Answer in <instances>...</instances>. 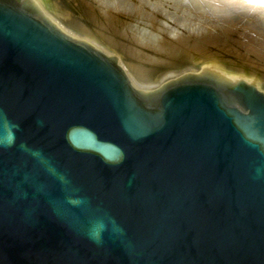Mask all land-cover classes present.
<instances>
[{
  "label": "water",
  "instance_id": "obj_1",
  "mask_svg": "<svg viewBox=\"0 0 264 264\" xmlns=\"http://www.w3.org/2000/svg\"><path fill=\"white\" fill-rule=\"evenodd\" d=\"M0 0V264H264V91L117 56Z\"/></svg>",
  "mask_w": 264,
  "mask_h": 264
},
{
  "label": "bare ground",
  "instance_id": "obj_2",
  "mask_svg": "<svg viewBox=\"0 0 264 264\" xmlns=\"http://www.w3.org/2000/svg\"><path fill=\"white\" fill-rule=\"evenodd\" d=\"M24 1L25 3L37 5L40 9L39 13L54 22L72 38L86 41L66 31L63 24L52 13V8L63 13L64 16H62L65 19L71 17L68 20L70 23L72 22V26L82 35L89 37L90 30L78 24L76 19L72 18L74 15L69 10L62 5L59 7L60 3L57 0L56 2L55 0ZM170 1L174 3L176 10H179V12H182V9L186 12L189 10L193 12L195 14L194 21L189 23L185 16L174 14L166 6L163 5L162 7L152 2V0H138L137 4L130 3L128 0H89V2L88 0H76V2H73V6L80 15H83L89 22L94 23L96 34L115 48L116 53L113 55L117 56L123 71L127 74L131 83L138 88L151 89L152 87H158L168 79L165 76L164 79L155 84V79L159 77H153L154 73L162 71L152 70L151 72L145 69L143 65H139V62H162V64L168 65L166 68L171 69L177 67L175 60L179 54L182 56L184 52L188 53L192 50L195 52L205 51L206 53L202 54L210 57L214 54L209 53L211 48L218 47L226 53H234L231 52L230 47L214 36L212 29L230 35L246 52L253 54L264 62V4L249 3L246 0H226V4L223 3L225 0ZM202 7L205 10L204 15L200 12L203 9ZM230 7H236L238 11L235 13L230 12ZM228 12L230 13L228 14ZM118 14L125 15L130 23L133 22L130 24L131 26L129 27L125 21L118 20ZM196 21L200 24L199 26H197ZM162 25L167 29H164ZM132 27L136 33H131L130 29ZM120 40L123 41L120 43ZM86 42L105 53L112 50L109 49L108 45L103 48L99 46L101 44L96 45L90 41ZM137 45L148 48L150 52L141 51L137 48ZM183 45L184 47H181ZM155 53L158 56H155ZM234 54H237V52ZM215 56H217L215 59H208L200 65L201 68L193 72L211 71L230 80L244 79L264 91V63L254 62V60L240 53L235 57L238 62L227 60L220 57V55ZM163 72H165V69ZM159 75H164V73Z\"/></svg>",
  "mask_w": 264,
  "mask_h": 264
},
{
  "label": "rangeland",
  "instance_id": "obj_3",
  "mask_svg": "<svg viewBox=\"0 0 264 264\" xmlns=\"http://www.w3.org/2000/svg\"><path fill=\"white\" fill-rule=\"evenodd\" d=\"M58 3H60V6L61 5L69 10L74 16L72 18L76 19V21L78 22V24H81L82 26L88 28L90 31H89V37L87 36H84L82 35L81 33H79V31H77L73 26H72V22L70 23V21L68 20L69 18L71 17H67L65 19L64 14L59 12V11H56L55 8H52V13L56 16V18L59 20L60 23L63 24L64 28L66 29V31H68L70 34L72 35H75L79 38H82L86 41H90L96 45H99V46H102L103 48H105L107 45L109 46V49H112L114 51V47L111 46L109 43H107L105 40H102L95 32V29H96V26L94 25L93 22H89L87 19H85V17H83V15H80L78 11H76L75 7L73 6V2H76V0H57ZM130 3H138V0H128ZM56 2V0H55ZM89 2V0H88ZM152 2H154L155 4H158L160 6L163 7L166 6V8L168 10H170L171 12H173L174 14H181L183 16H185V19L189 22V23H192L194 21V15L193 12H191L190 10L189 11H183L184 9H182V12H179V10H176V6L174 5V3H172L170 0H152ZM223 3H227L226 0L223 1ZM74 7V8H73ZM203 9L200 10V12L204 15L205 13V10H204V7H202ZM60 9V8H59ZM230 12H237L238 10L236 9V7H230ZM228 12V14L230 13ZM63 15V16H62ZM117 19L120 20L121 22L125 21L127 22L126 24L129 25V27L131 26L130 24L133 23L126 18L125 15L123 14H118L117 15ZM71 20V19H70ZM68 21V22H67ZM196 24H198V22L196 21ZM200 24H198L197 26H199ZM255 25V24H254ZM129 27H126V28H129ZM162 27L164 29H167L166 27H164L162 25ZM172 27V26H171ZM131 33H136L135 32V29L132 27L130 29ZM138 32V31H137ZM212 32L214 34V36H216V38H218V40H221L226 46L230 47L232 49L231 52H234L237 54L240 53L242 55H244L245 57L247 58H250L252 60H254V62H257V63H264L262 60H260L259 58H257L256 56H254L253 54L251 53H248L246 52L237 42H235L232 37L230 35H226V34H223L221 33L220 31H216V30H213L212 29ZM222 35V36H221ZM143 36V35H141ZM144 38V37H143ZM159 38V37H157ZM123 40H120V43L122 42ZM119 44V43H118ZM237 47H236V46ZM186 46V44H185ZM181 47H184L181 46ZM233 47V48H232ZM137 48H139L141 51H146V53H149V49L144 47V46H141V45H137ZM108 49V50H109ZM112 50H109L110 52H107V53H112V54H115L116 52L112 51ZM245 52V53H244ZM189 53V54H188ZM184 52L182 53V56L179 54L178 58H176L175 60V65L177 67H174V68H166L168 65L163 63L162 62H147V61H144L143 63L142 62H137L139 65H143V67L149 71L152 72L153 71H162L160 73L156 72L154 73V76L153 77H159V78H156L155 80V84L159 83L160 80L164 79L165 76H167L166 78H173L174 76H177L178 74L182 73V72H185V71H189V70H193V71H196V69L198 70V68H201V64L203 62H206L208 59L210 58H213L215 59V55H220V57L222 58H225L227 60H230V61H235V62H238V60L235 59V57H237L236 55L237 54H234V53H226V51L224 50H221L220 48L218 47H212L211 48V52L209 53H214L212 56H208V55H205V54H202V53H206L205 51H198V52H195V51H189V52ZM219 53H222V54H219ZM155 56H158V54H154ZM188 55V56H186ZM235 55V56H234ZM209 57V58H208ZM180 58V59H179ZM186 58V59H185ZM256 58V59H255ZM178 60V61H177ZM154 63V64H153ZM158 64V65H157ZM162 64V65H161ZM181 64V65H180ZM164 65V66H163ZM147 66V67H146ZM153 66V67H152ZM160 66V67H159ZM264 67V66H263ZM150 68V69H149ZM152 68V69H151ZM157 68V69H156ZM162 70H161V69ZM165 69V72H163ZM161 73H164V75H159Z\"/></svg>",
  "mask_w": 264,
  "mask_h": 264
},
{
  "label": "snow or ice",
  "instance_id": "obj_4",
  "mask_svg": "<svg viewBox=\"0 0 264 264\" xmlns=\"http://www.w3.org/2000/svg\"><path fill=\"white\" fill-rule=\"evenodd\" d=\"M246 2L264 4V0H246Z\"/></svg>",
  "mask_w": 264,
  "mask_h": 264
}]
</instances>
